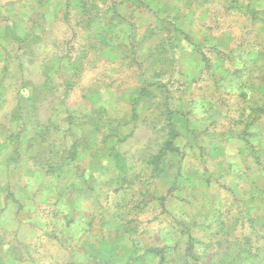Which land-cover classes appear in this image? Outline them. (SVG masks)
Instances as JSON below:
<instances>
[{
    "label": "rangeland",
    "instance_id": "374dc122",
    "mask_svg": "<svg viewBox=\"0 0 264 264\" xmlns=\"http://www.w3.org/2000/svg\"><path fill=\"white\" fill-rule=\"evenodd\" d=\"M11 20L0 143L53 140L42 166L93 220H1L0 264H264V0H6Z\"/></svg>",
    "mask_w": 264,
    "mask_h": 264
},
{
    "label": "crops",
    "instance_id": "0c3cea01",
    "mask_svg": "<svg viewBox=\"0 0 264 264\" xmlns=\"http://www.w3.org/2000/svg\"><path fill=\"white\" fill-rule=\"evenodd\" d=\"M4 1L6 0H0V3ZM4 23L0 22V31H6L11 26L15 28L12 20L10 23L7 21ZM2 74H0V85H2ZM1 91L5 90H0V95ZM13 142L11 137H7L0 143V221L93 220L89 209L92 203L90 196L89 202L87 195L78 197L79 190L74 184L62 182L59 175H51L48 173L49 168L44 170L43 166L46 162L41 160L50 158L52 153L47 152L46 148H44L45 153H42V146L47 145V148L49 145L53 146V140L42 142L39 138L26 135L22 137L17 152ZM244 143L245 141H242L236 146H242L241 144ZM237 152L239 155L236 154V160L242 161L245 153L241 150ZM10 159H15L16 162L11 168L8 167L7 162ZM246 177L256 176L247 173Z\"/></svg>",
    "mask_w": 264,
    "mask_h": 264
}]
</instances>
